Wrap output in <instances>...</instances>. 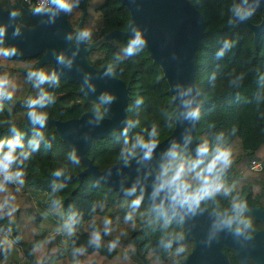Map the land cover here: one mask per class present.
Instances as JSON below:
<instances>
[{
	"label": "trees",
	"instance_id": "trees-1",
	"mask_svg": "<svg viewBox=\"0 0 264 264\" xmlns=\"http://www.w3.org/2000/svg\"><path fill=\"white\" fill-rule=\"evenodd\" d=\"M189 1L204 21L193 60L199 100V117L192 134L194 149L203 140L214 143L217 135L223 133L232 154L229 168L249 171L251 159L264 165V31L253 43L252 33L245 25L239 22L230 25L229 8L233 0ZM0 6L8 13L11 9L17 12L19 25L25 28L35 25L22 11V0H0ZM259 14L260 11H255L249 21H258ZM63 16L72 29L73 39L80 18V29L91 30L92 38L84 42L91 45L85 53L87 63L95 68L112 64V75L129 86L126 125L128 121L135 124L127 132L129 144L137 135L147 139L153 125L157 129V141L166 136L173 127L175 105L170 103L160 67L149 57L146 48L135 56H124L122 48L129 37L111 33L126 30L128 26L129 12L121 0H80L71 14L63 13ZM225 39L234 45L217 58L216 52ZM40 56L41 53L30 57H0V75L7 74L8 90L13 93L11 100H0V140L9 138L10 128L15 125L23 133L25 148L32 135L26 101L40 90L28 79V71H52L50 60L35 67ZM59 79L58 86L42 85L55 96L54 103L42 109L48 117L65 119L82 111H91L95 117L103 114L101 107L100 113H96V102L86 100L79 92L77 81ZM137 99H142V103L137 105ZM125 127L113 129L89 143L85 154L99 169L108 163L124 162L120 153L125 147L122 135ZM41 131L44 141L22 169L24 183L8 185L10 204L0 211V264H74L76 260L80 264H167L164 244L170 233L166 217L151 210L144 201L133 207L136 193L117 194L89 174L78 180L75 173L84 165L68 159L72 149L67 141L58 136L51 124H45ZM58 168H63L65 175L53 177L52 172ZM54 185L63 187L53 192ZM26 188L42 190L51 201L58 200L62 211L59 218L64 223L74 214L75 231L65 246L58 242L57 234L39 231L41 213ZM4 195L0 193V200ZM97 231L99 242H91ZM5 235L12 239L11 244L3 243ZM177 235H180L178 231L172 238ZM172 244L183 247L175 241ZM75 249H83V253L74 256ZM184 252L178 254L177 261Z\"/></svg>",
	"mask_w": 264,
	"mask_h": 264
},
{
	"label": "water",
	"instance_id": "water-1",
	"mask_svg": "<svg viewBox=\"0 0 264 264\" xmlns=\"http://www.w3.org/2000/svg\"><path fill=\"white\" fill-rule=\"evenodd\" d=\"M253 0H249L252 3ZM129 12V21L126 30H115L111 33L129 37L132 33L130 26H138L144 34L147 44L145 48L149 57L156 63L167 83V92L170 94V103L175 105V114L172 116L171 131L158 140L150 159H145L143 150L125 162H113L99 169L85 154L89 143L110 133L113 129L126 126V101L129 97V87L115 76L105 75L106 68H95L87 63L85 53L91 45H85L76 39L81 27L80 18L74 30V39L68 40L72 29L65 20L63 13L58 14L54 22H49L47 15H33L32 11L21 6L24 14L35 21V25L25 28L16 21L20 34L13 36V26L9 25L5 36V44L14 46L17 51L13 56L30 57L41 53L35 67L50 60L52 71H56L59 78L75 80L80 85V93L86 100L97 102L101 92H109L114 96L110 105H102L105 115L99 120L92 112L82 111L78 116L65 119L48 117L46 124L53 125L58 136L67 141L74 150L78 162L83 167L75 173L78 180L84 174H89L98 181H104L109 189H116L118 194H130L135 187L139 197L150 204L151 209H160L162 215L167 212L181 219L186 226V233L180 242L193 236L194 247L180 264H225L224 256L219 249L221 240L228 242V237L236 239L232 244L238 248L237 254L244 264L245 253L249 252L254 259H261L264 264V227L248 237L243 231L236 234L235 228H215L222 218L220 215L207 211L199 204L194 214L181 209L173 211L167 204H162L159 198L151 197L154 181L157 179V167L161 166L163 154L175 142L183 146L185 152L195 155V140L192 137L196 126V119L185 118L183 101L192 100V106L198 107L199 100L193 75V60L195 48L201 40L203 18L200 12L189 0H121ZM262 10L260 20L253 23L249 20L238 21L252 32L253 43L259 34L264 31V0H259L255 11ZM10 11H13L12 9ZM9 13L0 6V23L7 24ZM63 52L73 57L71 69L56 63L54 53ZM95 91L89 90V84L84 82L85 76ZM190 89V92L187 91ZM186 138H190L187 139ZM256 216H260L264 223L262 212L254 209ZM146 264H148L146 262Z\"/></svg>",
	"mask_w": 264,
	"mask_h": 264
},
{
	"label": "clouds",
	"instance_id": "clouds-1",
	"mask_svg": "<svg viewBox=\"0 0 264 264\" xmlns=\"http://www.w3.org/2000/svg\"><path fill=\"white\" fill-rule=\"evenodd\" d=\"M80 0H37L35 6L32 8L33 15L44 16L47 15L49 22H54L58 14H71L74 8L79 6ZM259 6V0H233L229 8V20L231 25L236 21L249 20L255 13ZM15 11L9 12V19L7 24L0 23V57L9 58L15 55L17 49L14 46H7L5 44V36L9 25L13 26L12 35L18 36L20 34L19 26L14 24L18 17ZM131 35L127 43L123 46L122 52L124 56L131 57L140 53L146 46L147 40L144 37L143 31L138 26H130ZM69 41L73 37L69 35ZM92 38L90 29L82 28L76 34V39L79 42H87ZM234 43L231 40L225 39L221 48L216 52V57L221 58L225 52L233 47ZM56 63L63 65L69 69L72 67L73 57L66 56L63 52L54 53ZM116 59L120 57L117 55ZM113 65L108 64L105 75L112 76ZM28 79L34 82V86L40 90L35 97H29L27 104V118L32 125V135L28 140L27 148L23 143V133L19 131L15 125L10 128L12 135L6 140H0V193L5 194L4 198L0 200V211H3L9 206L11 195L8 192V185L24 183L23 166L33 152H36L42 141H44V132L41 131L45 127L48 119V114L42 109L47 108L55 101V96L47 91L42 85H56L60 84L59 75L56 71L45 72L42 69L29 70ZM84 82L89 84V90L95 91L94 86L89 83V77H84ZM10 81L7 74L0 75V100H11L13 93L8 90ZM187 91L190 92V89ZM114 100V96L109 92H101L96 102V113H100L102 105H110ZM142 103V99H137L136 104ZM185 106V118L195 120L199 117L198 107L192 106V100L186 99L183 101ZM2 107V106H0ZM97 120L100 115H97ZM37 125L39 127H37ZM135 127L132 121H128L126 127L123 129L122 135L125 136V147L121 149V158L125 163L129 159L137 155L138 150H143L145 159H150L157 141V129L153 125L151 131L148 133V138L145 139L141 135H137L129 144L127 139V132L129 128ZM187 139L190 138H186ZM47 147V143L45 144ZM195 155H190L185 152L183 146L177 145L173 142L165 151L162 158L161 166L158 170L157 179L154 181L151 197L153 199L159 198L162 204H167L172 210L179 211L181 209L188 213L194 214L201 201L210 199L216 193L223 190L224 195H229L231 189L226 188L221 180L223 173L229 168L232 163V154L230 148L226 146L224 134L217 135L214 143H209L208 140H203L197 144L194 149ZM68 159L73 163L78 162L75 151L68 154ZM53 177L60 178L65 175L63 168H58L52 172ZM59 187L63 185H54L53 192H56ZM131 194H135V187L130 190ZM54 205H58V200H53ZM141 203V197H137L132 201L133 207H138ZM163 214V211L158 209ZM246 207L245 203L239 197H233L231 203V211L224 212L220 221L214 225L219 229L222 227L232 228L235 226L236 234L239 235L241 231H247L251 228L250 219L245 217ZM220 215V211L217 210ZM235 218V219H234ZM170 219H166V223H170ZM106 224L108 221L105 222ZM66 233L71 236L75 231V216L74 214L65 221L63 225ZM182 237L177 235L174 239L179 240ZM100 240L99 232H94L91 242L98 243ZM172 239H169L164 244L165 248H170ZM183 251V248L177 249V254ZM83 249H75L73 255L82 254ZM74 264H80L76 260Z\"/></svg>",
	"mask_w": 264,
	"mask_h": 264
},
{
	"label": "flooded vegetation",
	"instance_id": "flooded-vegetation-1",
	"mask_svg": "<svg viewBox=\"0 0 264 264\" xmlns=\"http://www.w3.org/2000/svg\"><path fill=\"white\" fill-rule=\"evenodd\" d=\"M259 11H260V14H259L258 21L260 20V16L262 13V10H259ZM258 21L253 22V23H257ZM236 22H238V21H236ZM71 36H72V34H71ZM112 76H114V75H112ZM115 77H117V76H115ZM125 85H127V84H125ZM128 95H129V92H128ZM88 101H90V100H88ZM92 102H94V101H92ZM103 115H105L104 112L102 115H100V117ZM156 169L158 171L159 167H157ZM263 169H264V165L261 162H260V166L258 169H251L249 167V171H244L243 169H239V168L227 169L223 173V175L221 176V180H222V182L226 188L231 189V192L229 193V195H227V196L224 195L223 190H221L220 192L216 193L214 197H212L210 199H205V200L201 201L200 204L209 212L217 214V210H219L220 213L223 214L224 212H230L231 211V203H232L233 197H239L245 203V207H246L245 217L250 219L251 225H252L249 230L243 231V232L248 237H252L256 231H259L264 227V223L262 221V218L260 216L257 217L256 214L253 212L254 209H257L259 212L261 211L262 214L264 215V174H263ZM103 183H104V181H103ZM114 190H116V189H114ZM116 193L118 194L117 190H116ZM135 193L137 194V196H139L137 189H135ZM130 194H131V192H130ZM125 195H127V194H125ZM141 201H144V200L141 199ZM144 202L147 203L146 201H144ZM147 204L150 207V204L149 203H147ZM150 209H151V207H150ZM151 210L159 212L160 215L162 217H166V219H170L171 222L166 223L167 231H168V233H170L169 234L170 239H172L173 242L175 241L176 243L182 244L183 245V247H182L183 251H185L183 253V255L181 256V258H179L177 261V256H178L177 249H179V248L175 247L172 244L170 248H166L165 256H164L165 262L167 264H180V263H182V261L187 256V254L194 247L195 242H194L193 236H190L184 242H180V239L179 240L173 239L172 238L173 234L177 231L180 233L181 237H183L186 233V226L183 224L181 219L174 217L172 215V213H170V212H167L165 215H162L161 212L158 211V209H151ZM232 228H235V226H233ZM174 230H177V231H174ZM228 238H229L228 242L221 240V242L219 244V249L224 256L225 264H242L241 258L237 254L238 248L235 245H233L231 242V240L235 241L236 239L230 240V237H228ZM260 241L264 242V236H262L260 238ZM244 260H245L244 264H262L261 259H254L253 256L249 252L245 253V259Z\"/></svg>",
	"mask_w": 264,
	"mask_h": 264
},
{
	"label": "rangeland",
	"instance_id": "rangeland-1",
	"mask_svg": "<svg viewBox=\"0 0 264 264\" xmlns=\"http://www.w3.org/2000/svg\"><path fill=\"white\" fill-rule=\"evenodd\" d=\"M32 8L33 7L29 6L27 9L32 11ZM16 185L20 186V184ZM26 191L30 194L31 200L41 213V219L38 223L39 231H44L47 234H57L58 242L65 246L69 235L63 228L64 220L59 218L62 216L60 206L54 205L50 200V196L42 190L26 188ZM5 237L8 239L6 242L11 244L12 239L7 235H5Z\"/></svg>",
	"mask_w": 264,
	"mask_h": 264
},
{
	"label": "built area",
	"instance_id": "built-area-1",
	"mask_svg": "<svg viewBox=\"0 0 264 264\" xmlns=\"http://www.w3.org/2000/svg\"><path fill=\"white\" fill-rule=\"evenodd\" d=\"M37 0H22V6L28 8L29 6L34 7ZM260 166V161L257 159H251L249 161V167L251 169H258Z\"/></svg>",
	"mask_w": 264,
	"mask_h": 264
},
{
	"label": "crops",
	"instance_id": "crops-1",
	"mask_svg": "<svg viewBox=\"0 0 264 264\" xmlns=\"http://www.w3.org/2000/svg\"><path fill=\"white\" fill-rule=\"evenodd\" d=\"M6 240H8V239H7L6 237H4V239H3V243L9 245V243H7Z\"/></svg>",
	"mask_w": 264,
	"mask_h": 264
}]
</instances>
